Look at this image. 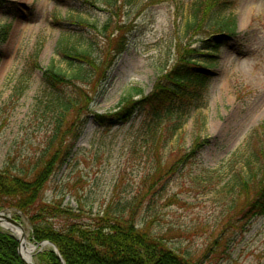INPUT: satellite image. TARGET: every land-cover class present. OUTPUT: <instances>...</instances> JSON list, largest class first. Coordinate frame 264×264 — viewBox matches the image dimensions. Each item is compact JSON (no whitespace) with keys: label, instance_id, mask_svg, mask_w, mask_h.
Listing matches in <instances>:
<instances>
[{"label":"rangeland","instance_id":"374dc122","mask_svg":"<svg viewBox=\"0 0 264 264\" xmlns=\"http://www.w3.org/2000/svg\"><path fill=\"white\" fill-rule=\"evenodd\" d=\"M192 1L135 0L132 6L122 8L120 20L130 25L128 43L110 65L102 87L93 94L92 112L114 110L131 86L145 92L151 89L159 68L171 66L176 59L175 38L181 36ZM232 2L227 11L235 16L236 34L216 53L203 104L190 111L160 152V162L172 163L169 155L174 157L197 146L195 157L190 164H179L175 159V174L163 191L140 198L144 205L134 215L138 225L152 218L150 227L170 228L174 243L197 252L220 228L232 227L226 216L230 214V195L225 183L232 168L241 170L249 143L260 141L259 129L264 128V0ZM102 7L98 2L81 4L78 0H0V168L8 152L24 153L40 140L30 117L36 99L45 95L43 69L51 58L59 64L54 47L62 31L82 28L79 32L84 39L91 38L103 47L100 31L107 15ZM79 18L82 21L76 23ZM20 83L24 91L14 99L13 89ZM142 117L135 111L126 123L112 127L89 119L67 161L46 183L42 198L61 201L75 211L81 206L85 217L116 200L137 203L140 196L134 200V195L138 191L144 194L151 183L142 186L141 178L154 171L159 151L158 147L147 151L139 141ZM148 201L149 209L145 208ZM1 210L15 218L10 209ZM16 220L28 243L36 244L29 237L27 221ZM244 227L246 231L236 235L229 255L220 264H264V213L253 215ZM0 229L17 240L14 229ZM45 249L34 250L35 264L36 254Z\"/></svg>","mask_w":264,"mask_h":264},{"label":"trees","instance_id":"16d2710c","mask_svg":"<svg viewBox=\"0 0 264 264\" xmlns=\"http://www.w3.org/2000/svg\"><path fill=\"white\" fill-rule=\"evenodd\" d=\"M78 1L102 4L107 15L100 31L103 47L91 38L84 39L80 33L82 28L62 31L54 54L63 66L51 58L43 69L41 80L45 95L36 99L30 117L40 140L35 148L24 153L8 152L0 168V210L10 209L16 219L24 218L30 227V239L35 243L51 241L62 258L46 246L36 254V264H62V261L65 264H220L229 255V245L236 235L246 231L244 226L251 217L264 213L262 126L259 125L262 138L257 143H249L243 167L238 171L232 168L225 183L230 195L227 209L230 214L226 216L231 219L232 227L220 228L202 250L184 249L173 242L170 228L150 227L152 218L138 225L134 215L144 205L145 194L163 191L175 174V159L179 164H190L195 157L197 146L174 157L169 155L172 163L160 162L163 157L160 152L167 148L190 111L203 104L216 53L236 34L235 16L227 11L233 5L232 0L192 1L182 23L181 36L175 38L174 63L159 68L149 91L129 87L115 109L107 113L92 112L90 104L93 94L106 81L110 65L127 46L130 25L120 20V14L123 7L132 6L135 0ZM81 21L79 18L76 23ZM23 91L24 85L20 83L11 96L18 99ZM135 111L143 116L138 127L139 141L147 151L159 148L155 153L154 171L141 178L142 186L151 183L144 194L138 191L134 195V200L140 196L137 203L116 200L93 216L85 217L81 206L75 211L61 201L42 198L46 183L67 161L89 119L99 126L112 127L126 123ZM149 207L148 201L145 208ZM17 246L16 238L0 229V264H26Z\"/></svg>","mask_w":264,"mask_h":264},{"label":"water","instance_id":"95a60500","mask_svg":"<svg viewBox=\"0 0 264 264\" xmlns=\"http://www.w3.org/2000/svg\"><path fill=\"white\" fill-rule=\"evenodd\" d=\"M0 226L6 229H9L13 231V228H19L22 230V225L13 217L9 216L8 214H5L4 210H0ZM21 236H24L22 234ZM17 240H18V246H17V251L26 264H35L32 259H25L24 256L21 254L20 247H21V238L20 236L17 235ZM30 244V243H29ZM32 248L36 250V252L40 251L44 246H50L52 247L53 251L57 254V256L62 260L58 249L56 246L49 240H42L40 242H37L36 244H31ZM62 264H65L62 261Z\"/></svg>","mask_w":264,"mask_h":264},{"label":"bare ground","instance_id":"6f19581e","mask_svg":"<svg viewBox=\"0 0 264 264\" xmlns=\"http://www.w3.org/2000/svg\"><path fill=\"white\" fill-rule=\"evenodd\" d=\"M16 233V235L20 236L21 238V247H20V251L21 254L24 256L25 259H32V254L34 252V249L32 248L31 244L28 243L25 234L23 233V230L19 229V228H13ZM22 234H24V236H21Z\"/></svg>","mask_w":264,"mask_h":264}]
</instances>
